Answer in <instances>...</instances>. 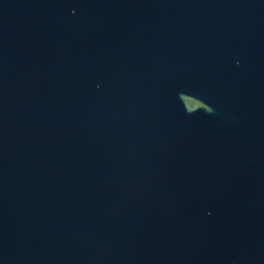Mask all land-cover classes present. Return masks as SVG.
<instances>
[{"label":"water","instance_id":"water-1","mask_svg":"<svg viewBox=\"0 0 264 264\" xmlns=\"http://www.w3.org/2000/svg\"><path fill=\"white\" fill-rule=\"evenodd\" d=\"M0 264H264V0H0Z\"/></svg>","mask_w":264,"mask_h":264}]
</instances>
